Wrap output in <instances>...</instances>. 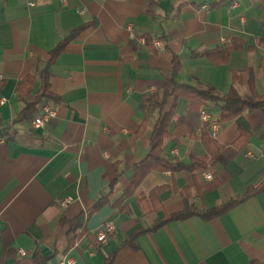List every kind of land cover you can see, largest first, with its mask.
Here are the masks:
<instances>
[{
    "label": "crops",
    "instance_id": "0c3cea01",
    "mask_svg": "<svg viewBox=\"0 0 264 264\" xmlns=\"http://www.w3.org/2000/svg\"><path fill=\"white\" fill-rule=\"evenodd\" d=\"M235 1L231 7V0H0L3 122L12 123L23 105L17 82L33 73L36 90L44 61L64 41L50 69V88L59 99L55 116L40 128L31 127L32 117L12 123L14 135L0 138V264H61L65 257L73 264H103L114 250L111 264H264V189L210 220H171L120 245L163 212L183 209L185 201L209 208L258 184L264 178V110L243 112L250 135L237 148L234 119L220 121L215 137L203 136L202 108L178 97L161 150L184 162L205 157L201 189L188 170H151L121 210L113 205L130 180V167L147 153L153 107L151 122L134 143L129 134L142 120L149 89L171 87L173 54L180 83L243 93L252 77L256 92L264 93V0ZM128 26L149 42L129 39ZM158 39L162 50L152 44ZM230 40L241 48L229 51L225 61L211 60L207 53L219 60L215 50ZM205 108L218 117L217 108ZM205 170L211 179L204 178ZM159 186L160 208L141 211L138 194L148 200ZM105 194L108 202L92 210ZM66 197L71 201L63 205ZM79 215L89 233L106 220L115 232L103 243L85 233L69 246L68 224L59 220L75 222Z\"/></svg>",
    "mask_w": 264,
    "mask_h": 264
},
{
    "label": "trees",
    "instance_id": "16d2710c",
    "mask_svg": "<svg viewBox=\"0 0 264 264\" xmlns=\"http://www.w3.org/2000/svg\"><path fill=\"white\" fill-rule=\"evenodd\" d=\"M150 13V10L148 11ZM146 42H149L147 35H144ZM64 41L59 42L49 54V57L44 61L43 66L38 72L39 85L34 90V83L36 76L33 73L25 74L16 85V96L17 99L23 102L21 109L17 116L14 118L12 123L23 119H29L35 115L38 111L40 104L44 100H50L53 103L58 102V98L52 92L50 88V76H51V65L61 51ZM242 44L239 41L230 40L215 50L217 55L220 56L219 60L211 58V53H207L211 60L214 62L225 61L229 51L232 49L241 48ZM180 68L178 57L173 54L172 58V76H171V87L169 89H162L154 91L144 95L141 104V111L143 117L141 122L135 131L129 134L132 143L143 133L145 128L151 122L152 107L156 111V117L153 119L151 124V131L149 136V145L146 155L139 161L135 162L130 168L132 169V175L130 180L123 190L122 194L113 202L119 210L123 208V200L132 195L138 185L140 184L143 177L151 170L175 172L179 170H188L193 173L197 189H201V185L198 183V172L206 168V158L203 156L191 155L187 162L181 161L176 157L164 155L161 150V143L164 138L169 136V124L172 117L175 114V103L178 97L185 98L189 106L193 109H201L205 107H213L218 109L219 121H227L234 119L237 123L239 130L238 137L234 141V145L237 148H242L248 141L250 130L247 122L243 118L244 111H254L256 109L264 110V93L260 94L256 92L253 84L252 77L248 82L247 92L240 93L234 87H230L227 92L220 93L210 85L198 83L196 85H188L176 81V74ZM234 79V78H233ZM171 102L168 108L166 105ZM3 122L0 119V138H11L14 135L13 124ZM202 135L210 137V132L206 125L202 130ZM125 169H128L125 168ZM124 169V170H125ZM116 178H114L113 182ZM112 184V183H111ZM163 186L154 187L148 193L147 197L140 193L137 196V202L141 211H148L150 208L159 209L160 205L157 200V194L162 190ZM264 189V178L256 185L249 186L245 193L237 195L225 201L223 203L216 204L209 208H199L194 204L185 201L183 209L173 213H165L155 218V220L148 225L146 228L135 229L130 235L124 238L120 245L127 243H133L135 236L143 231L155 230L157 227L171 220L185 219L192 215L200 216L203 220H210L211 218L222 214L223 212L234 207L243 200L252 197ZM108 202V195L101 196L93 205L92 210L101 206L103 203ZM61 224L67 225L66 237L68 245H72L78 240L83 234H88L91 241L98 242L95 239V234L87 232L84 226V217L79 215L74 221H67L64 217H61ZM118 248V247H117ZM115 250L109 256L104 257L103 264H111L112 257ZM36 255L39 253L36 251ZM36 260V259H35ZM34 261V259H33ZM43 261H34L32 264H43ZM254 264V263H253Z\"/></svg>",
    "mask_w": 264,
    "mask_h": 264
},
{
    "label": "built area",
    "instance_id": "2783aa9c",
    "mask_svg": "<svg viewBox=\"0 0 264 264\" xmlns=\"http://www.w3.org/2000/svg\"><path fill=\"white\" fill-rule=\"evenodd\" d=\"M236 5V1L235 0H231L230 2V6L234 7ZM202 8H208V5H202ZM129 30L128 32V36L129 39H137L140 41H145V37L144 35H137L135 34L130 26H128L127 28ZM152 44L154 45V47L158 50H162L163 49V44L162 42L158 39V40H153ZM153 89H149V93H152ZM6 101L5 98H1L0 99V103H4ZM55 116V108H54V104L52 101L50 100H44L41 104V108L40 111L35 114L31 121H30V125L32 128H40L44 125V123L49 120L50 118ZM200 116H201V120L203 125H206L209 132H210V136L211 137H215L216 133L218 132L219 128H220V121L216 118L211 116V114L206 110V108H202L200 110ZM245 154L247 155V157L252 158L253 154L251 151L247 150L245 152ZM203 176L205 179H211L212 178V173L208 170H205L202 172ZM69 201H71L70 197H66L63 201L62 204H66ZM115 224L112 220H106L104 221L96 230L95 232V238L99 243H103L105 242L110 236L113 235V233L115 232ZM21 255H24L25 252L23 250H19ZM74 260L72 257H65L62 259L61 264H73Z\"/></svg>",
    "mask_w": 264,
    "mask_h": 264
}]
</instances>
